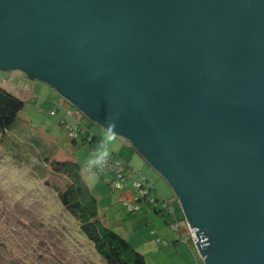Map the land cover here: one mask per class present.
<instances>
[{
  "label": "water",
  "instance_id": "obj_1",
  "mask_svg": "<svg viewBox=\"0 0 264 264\" xmlns=\"http://www.w3.org/2000/svg\"><path fill=\"white\" fill-rule=\"evenodd\" d=\"M0 71L114 125L203 264H264V0H0Z\"/></svg>",
  "mask_w": 264,
  "mask_h": 264
},
{
  "label": "rangeland",
  "instance_id": "obj_2",
  "mask_svg": "<svg viewBox=\"0 0 264 264\" xmlns=\"http://www.w3.org/2000/svg\"><path fill=\"white\" fill-rule=\"evenodd\" d=\"M0 80H8L13 89L26 93L22 96L26 101V106L20 115L16 129L21 137L26 135L22 140L25 144L22 145V151L26 150V146L29 145L32 146L30 150H35V146L36 153H33V160L36 162L35 157H37L38 165L42 164V159L56 154L57 151L58 156H63L58 157L59 161L74 159L79 163L83 167L84 182L91 195L97 200L99 210L96 208V211L100 221L106 228L126 239L135 250L146 258L147 264H203L198 253L190 246L179 243L173 246L174 242L179 241V234L174 232L169 225L171 218L168 214H162L161 209H158L160 213H156L146 203L141 205V209L135 208L129 211L127 205H135V196L131 190L124 189L122 192H118L111 188L107 182L113 177L106 170L104 171L106 181L100 175L88 172V169L92 170L96 166V155H91V148L83 144L84 137L91 133L99 140L95 146L98 148L103 146L101 157L114 156L125 166L130 167L131 179L127 180L128 186L130 187L136 180L147 181L148 186L153 187L157 192L154 196L161 201L173 204L177 220L180 221V227L185 230L186 223L183 220L180 202L174 190L130 141L117 135L109 140L108 137L111 134L109 131L83 117L70 102L46 83L29 81L23 73L16 71H0ZM5 83L7 84V82ZM57 109H59L58 116H51L50 113ZM76 116L79 119L82 118L80 126L75 120ZM63 119L69 125L82 128L83 132L77 144L69 140L67 131L61 127L60 122ZM4 163L1 157L0 166H7L12 171L7 173L8 177L1 178L0 176V188L5 185L3 182L5 180L6 184L11 187V191L21 198L20 200L27 203L39 200L38 203L33 202L30 205L29 209L33 210L31 215L24 216L22 212L24 208L21 203L15 204V207H7L8 204L1 201V197L4 198V195L2 196L0 192L1 210L6 208L5 212L0 213V230L4 232L5 238L10 239L5 243L23 246L43 245V248H47L55 254L52 262L55 264H104L99 256H95L96 260L87 254L84 245L90 244L80 233L75 221L66 216L59 201L57 203L54 200L53 194H41L42 186L37 183V180L23 181L26 173L18 170L13 171L12 164L14 162ZM0 170L4 174V170ZM50 184L54 190H63L67 186V180L51 174ZM7 211L9 213H6ZM31 227L37 236L33 235ZM35 237L38 240H35ZM21 238L28 243L24 241L20 244ZM12 251L18 255L14 248ZM47 254L48 252H46Z\"/></svg>",
  "mask_w": 264,
  "mask_h": 264
},
{
  "label": "trees",
  "instance_id": "obj_3",
  "mask_svg": "<svg viewBox=\"0 0 264 264\" xmlns=\"http://www.w3.org/2000/svg\"><path fill=\"white\" fill-rule=\"evenodd\" d=\"M5 82H7V84ZM11 86L12 84L8 80H0V158L2 157V162H5L4 164L14 162L12 164L13 171L18 170L24 174L26 173V177L23 181L28 182V180L31 179L32 181L37 180V183H40L42 186L41 194H53L54 200H56L57 203L59 201L66 216L75 221L80 229V233L90 244L84 245V247L86 248L87 254H90L94 259H96L95 256H99L104 264H147L146 258L135 250L126 239L102 224L99 214L96 211V208L98 209L97 200L91 195L84 182L83 167L79 163L74 159L59 161L58 157L63 156H58L57 151L56 154H52L49 157L42 159V164L38 165L37 157H35L36 162L33 160V153H36L35 146V150H30L32 146L29 145L26 146V150L22 151V145H25L22 140H24L26 135L21 137L19 133L16 132V129L18 127L17 125L20 115L26 106V101L22 98L23 94L26 95V93H23L20 90L16 91ZM14 87L16 88L17 86ZM57 111H59V109H57ZM58 114L56 116H58ZM60 125L63 128L61 122ZM82 132L83 130H80L77 134V138L70 137L69 140L77 144ZM98 142L99 140L97 137L91 133L83 139V144L91 148V155H96V166L92 170L88 169V172L100 175V177L106 181L107 178L104 175V171L106 170L113 177L107 182L111 188L118 192H122L124 189H128V191L131 190L132 194L135 196L134 204L136 207L141 209V205L146 203L150 209H154L156 213H160L158 209L161 208L157 206L165 201H161L158 197L154 196L157 194L156 190L153 187H149L148 182L144 179H142V185L149 188L148 191L150 192L147 197H143L140 190L134 188V184L138 182L137 180L133 181L130 187L128 186L125 188L127 180L131 179L130 167L128 165L125 166L114 156L105 155L104 157H101L100 155L103 146L100 148L96 147L95 144ZM27 147H29V149H27ZM3 159L8 161H4ZM100 163L101 166H99ZM116 164L120 165L119 168H117ZM0 169H2V171L4 170V174H2L0 170L1 178L8 177L7 173L12 171L7 168V166H0ZM51 174L67 180L66 188L63 190H54L50 184ZM3 182L5 185L1 186L0 192L2 193V196L4 195V198L1 197V201H3L4 204H8L6 206L9 208L15 207V204L17 205L20 202L24 208L22 210L23 215L30 216L33 212L32 209H29L30 205L33 202L38 203L39 200H32L33 202L28 203L24 202L11 191V187L6 184L7 181L4 180ZM118 185L120 186V189H117ZM145 186L143 188H145ZM151 197L155 203L153 206L149 205V199ZM1 209L2 206H0V213L6 210V208H3L4 210ZM6 213L9 212L7 211ZM161 213L163 214L162 211ZM44 221L45 220L43 219V222ZM167 223L169 222L167 221ZM24 228L27 229L28 227ZM31 230L34 232L33 235L37 236V233H35V230L32 227ZM34 239L38 240L36 237ZM9 240L10 239L4 237V232L0 230V264H55L52 263L55 254L50 252L49 249L43 248V245H8L9 242L5 243V241ZM24 241L26 240L21 238L20 244L24 243ZM25 243L28 242L26 241ZM178 243L182 244L180 241V235L179 241L174 242L173 246ZM13 248L17 251L18 255L13 253ZM46 252H48L47 255Z\"/></svg>",
  "mask_w": 264,
  "mask_h": 264
},
{
  "label": "built area",
  "instance_id": "obj_4",
  "mask_svg": "<svg viewBox=\"0 0 264 264\" xmlns=\"http://www.w3.org/2000/svg\"><path fill=\"white\" fill-rule=\"evenodd\" d=\"M59 113V111H54L51 113V116H56L57 114ZM81 119V120H80ZM78 116L75 117V120L77 121V124L78 126H80L81 124V121H82V118H80ZM61 124L64 128L65 131H67V134L69 135V137L71 138H77V134L78 132L81 130L82 131V128H79L78 126H72V125H69L65 119H63L61 121ZM99 153V152H98ZM117 168H119V164H116ZM142 181H138L137 183L134 184V188L136 189H139L140 192H141V195L143 197H147L149 196L150 192L148 191L149 188H147L145 185H142ZM145 186V188H143ZM128 185L125 184V188H127ZM117 189H120V186L118 185L117 186ZM155 203L153 201V198L151 197L149 199V205L153 206ZM157 207H160L161 208V211L164 213V214H168L171 218V221H170V226L172 227V230L176 233H178L180 235V241L182 244L184 245H188L190 246L191 249H193L194 251H197V243L199 242V238H198V230L192 228L188 223L187 221H185V219L183 218L184 222L186 223V229L184 230L183 228L180 227V221L177 220V216H176V211H175V208L173 206V204H169V203H161V204H158ZM139 209V207H136L135 205H128V210L131 211L133 209ZM182 210V208H181ZM182 214H183V211H182ZM184 217V215H183ZM159 242V241H158ZM201 262H202V259H201ZM203 263V262H202ZM201 264V263H199Z\"/></svg>",
  "mask_w": 264,
  "mask_h": 264
},
{
  "label": "clouds",
  "instance_id": "obj_5",
  "mask_svg": "<svg viewBox=\"0 0 264 264\" xmlns=\"http://www.w3.org/2000/svg\"><path fill=\"white\" fill-rule=\"evenodd\" d=\"M26 78H27V77H26ZM27 79H28V78H27ZM28 80H29V79H28ZM29 81H31V80H29ZM32 82H34V81H32ZM108 128L113 130L112 133H111V134L109 135V137H108V139L111 140V139L114 137V135H115V133H114V125H111V124H110V125L108 126ZM196 252H197V251H196ZM197 253H198V252H197Z\"/></svg>",
  "mask_w": 264,
  "mask_h": 264
}]
</instances>
